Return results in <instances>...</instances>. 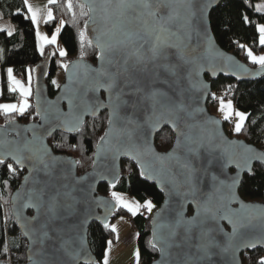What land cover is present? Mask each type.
Segmentation results:
<instances>
[{
    "label": "snow or ice",
    "instance_id": "snow-or-ice-1",
    "mask_svg": "<svg viewBox=\"0 0 264 264\" xmlns=\"http://www.w3.org/2000/svg\"><path fill=\"white\" fill-rule=\"evenodd\" d=\"M56 2L49 0L50 4ZM24 5L28 13L25 18L38 25L37 10L29 0H24ZM79 7L85 18L83 30L76 36L81 60L61 62L68 70L67 83L61 86L57 80L52 81L61 94L55 100H44L37 89L36 106L29 115L31 123L21 126L13 120L0 131V167L6 168L10 176L28 170L22 191L13 197L11 215L13 224L28 239L30 264H96L80 229L90 218L99 219L95 207L101 201L93 185L109 179L105 169L113 181L119 179L114 168L119 155L134 160L141 176L158 180L166 196L153 219L149 249L158 252L159 259L151 264H240L239 251L264 247V211L256 213V206L241 198L247 180L255 177L257 168L264 170V151L229 139L215 127L221 122L210 124L200 106L210 94L213 100H219L224 121L237 118L232 131H246L249 114L237 110L233 100L225 102L223 97L209 93L210 85L201 78L210 70L206 66L214 67L218 59L224 58L209 33L208 12L213 0H83ZM67 8L72 10L76 23L73 0H67ZM255 11L264 13V4L256 5ZM98 12L103 13V28L95 26ZM53 19L49 9L46 23ZM241 21L253 23L244 13ZM65 23L59 21L50 36L37 32L41 54L45 45H53L58 51L51 52V56H67V49L59 45ZM254 27L259 44L264 45V23ZM86 48L95 51V66L82 62ZM247 56L264 72V55H254L249 48ZM239 67L249 71L243 65ZM38 70L39 66L26 69L25 85L13 75L11 67L7 69L8 90H19L23 101L0 104V110L21 116L27 113L32 107L28 100L33 94L32 72ZM211 75L217 73L212 71ZM65 104L66 110L62 107ZM102 111H106L107 130L96 144L92 171L78 174L76 166L81 161L65 160L54 149L82 150L85 117H93L95 127ZM162 124H168L176 133L171 149L163 153L152 144V136ZM66 133L81 134V144H69ZM3 183L8 185L9 181ZM110 187L114 188L115 183L110 182ZM111 197L115 207H123L133 215L142 207L149 214L156 208L151 199L141 204L126 200L116 191ZM188 205L193 206L191 215ZM26 209L34 214L25 215ZM9 218L5 213V232ZM102 228L116 231L106 218ZM107 245L103 264H109L107 252L112 241ZM8 253L5 244L2 254ZM135 257L140 264L139 249ZM255 264H264V255Z\"/></svg>",
    "mask_w": 264,
    "mask_h": 264
},
{
    "label": "trees",
    "instance_id": "trees-1",
    "mask_svg": "<svg viewBox=\"0 0 264 264\" xmlns=\"http://www.w3.org/2000/svg\"><path fill=\"white\" fill-rule=\"evenodd\" d=\"M80 0H73V10L75 12L76 23L73 22L72 10L67 8V0H57L56 3L50 4L52 8L54 19L48 21L46 26L52 33L57 26L59 20L66 23L62 26L60 34V41L67 49V56L60 57L58 54L47 61L45 56L50 52L57 51L53 45H46L43 54L38 49L37 34L35 24L26 19L28 15L27 9L24 5V0H0V22L10 21L13 26L12 35L8 36L10 31L6 28L0 30V67L2 70L1 78V100H15L18 98L17 92H10L8 90V77L6 70L11 67L16 76L26 78V69L31 67L35 69L42 62L47 61L45 81L49 95L52 97L57 90L52 85V81L56 73L61 69L62 63H70L73 60L80 58L76 36L79 31L83 30V19L81 17ZM264 4V0H223V2L214 8L210 14V21L214 35L218 43L227 51L236 54L249 65L256 67L258 64H253L248 56L247 49L254 52H263L264 45L259 44V33L254 27L258 23H264V13L255 11V6ZM19 10V13H18ZM247 14L252 20V25H246L241 21V14ZM240 45H244L241 48ZM87 60L96 62L95 51L86 48ZM35 73V72H34ZM210 79V77H207ZM35 83V78L34 82ZM231 86V90H229ZM213 92L217 97L224 99L232 98L235 107L238 110L248 113V118L245 121L246 131L236 134L232 131L234 124L231 121H224V126L227 133L231 136L243 138L262 149H264V73L256 81H242L238 82L232 78L220 76L218 79L212 81ZM218 100H213L210 96L207 102L210 112L215 113L217 110ZM31 108L28 109L24 116L14 112L5 114L0 112V124H6L11 120H18L19 122H30L29 115L34 111V91L31 96ZM106 111L100 113L95 120V127H93V117L86 119V127L82 134V150L71 149L65 147L64 149H54L56 153L73 155L81 164L78 165V172L84 173L92 166L93 153L95 152L96 144L99 142V137L104 134L106 129ZM256 121L252 124V121ZM69 144H81V134L66 133ZM59 136H57V139ZM175 139L172 130L165 126L157 135L155 139L156 146L159 150H168ZM52 143V140H49ZM11 163V161H7ZM19 171V170H18ZM25 170L19 171V176H10L6 168L0 167V262L3 264H26L27 263V248L28 243L23 236L18 225L13 224L14 217L11 215L10 199L14 190L19 186ZM8 180V185L3 183ZM130 194L136 197L141 203L145 200L151 199L158 208L163 200V193L160 192L156 185L150 183L140 175L137 165L128 160H122V174L120 179L115 183V187H110L109 184L103 183L98 187V193L111 197V191ZM241 196L249 201L264 200V170L257 168L254 178L248 179L245 187L241 190ZM143 212L142 210L136 215L123 207H117L111 215L109 225L120 216L134 217V221L138 227V246L141 253L140 264H150L158 255V252H152L149 249V241L151 240V225L150 220L152 214ZM192 212V208H190ZM5 213L9 214V227L5 232L3 227V217ZM30 213H32L30 211ZM102 224L93 221L89 226V243L93 254L96 256V264H103V257L108 247L107 241L115 239V231L110 228H102ZM7 244L9 253L7 256L2 254L3 246ZM264 255L261 249L254 250L242 255L243 264H255L259 256Z\"/></svg>",
    "mask_w": 264,
    "mask_h": 264
},
{
    "label": "water",
    "instance_id": "water-1",
    "mask_svg": "<svg viewBox=\"0 0 264 264\" xmlns=\"http://www.w3.org/2000/svg\"><path fill=\"white\" fill-rule=\"evenodd\" d=\"M81 2H83V0H80ZM223 2V0H219V3L217 4L216 3V0H213V7H211L209 9V12H208V20H209V23H210V27H209V33L210 35H212L214 37L213 39V45L215 46V48L219 51V52H222L224 54V58H220L216 61V64L215 66L213 67L212 65H208L206 66L208 69L210 70H206L201 78L207 82L209 85H210V88L208 90L209 93H212L213 92V88H212V81L213 80H216L218 79L220 76H225V77H229V78H232L238 82H242V81H256L257 79H259L261 77V75H263L264 72H261L260 71V66H256V67H253L251 65H249L246 61L242 60L240 57H238L236 54L232 53V52H229L227 51L226 49H224L217 41L215 35H214V32L212 30V26H211V21H210V14L212 12V10L214 8H216L218 5H220L221 3ZM96 27H99V28H103L105 27V22H104V19H103V13L102 12H98L97 13V24L95 25ZM110 26V25H109ZM92 26L90 25V28ZM226 57H231V61H228L226 59ZM81 58H77L75 60H73L72 62H70V64H73V63H76L78 61H80ZM82 62H85V63H91L93 66H95L97 64V61L96 62H92L90 60H87L85 58H83V61ZM47 61H44L42 62L39 66V70L36 71L35 73V76H36V79H35V83H34V106H36V92H37V89H39V92H40V95L41 97L44 99V100H55L57 96H59L61 94V91L58 89L56 94L54 96H50L49 93H48V89H47V84H46V81H45V74H42V73H45L46 72V67H47ZM240 65H243L244 68H247L249 69L248 72H245L243 71V68H240L239 66ZM37 69V67L35 68ZM221 69H223V71H221ZM212 71H215L217 73V75L215 77H213L211 75V72ZM64 74H65V79H64V82L61 84V86H63L65 83H67V74H68V70H64ZM207 77H210V79H208ZM103 95V93H102ZM211 95L209 94L207 96V98L201 103V107L204 109V114L209 118V123L211 124L212 121L214 120H219L221 123L219 125H215V127H217L225 136H227L229 139H235V140H239V142L242 144V145H250L254 148H256L258 151H264V149H262L261 147L251 143V142H248L247 140L243 139V138H239L237 136H231L227 133L226 129H225V126H224V122L223 120L218 117L217 115H215L214 113L210 112V110L208 109V106H207V102H208V99ZM62 107L65 108L66 110V104L65 105H62ZM103 112V111H102ZM88 117H91V116H86L85 117V120L88 118ZM39 118H37L38 120ZM13 121V120H11ZM17 124L23 126V125H27L30 122H27V123H23V122H19L18 120H14ZM10 122V121H9ZM7 122L6 124H0V131H2L3 127L8 125ZM169 127L172 132L174 133L175 137H176V133L175 131L168 125V124H162L158 130L153 134L152 136V144H153V147L155 148V150L157 152H166V151H169L171 149V147L168 149V150H159L156 146V143H155V139H156V135L165 127ZM107 130V126H106V129L105 131ZM104 131V132H105ZM175 140V139H174ZM174 143V142H173ZM173 145V144H172ZM96 148H95V152H96ZM55 152V151H54ZM56 153V152H55ZM58 155H61L63 159L65 160H68V159H77L75 156L73 155H66V154H59V153H56ZM123 159H128L132 162H134L139 171H140V168H139V165L134 161L132 160L130 157L126 156V155H119L115 158V161H114V168H115V171L119 172V179L121 177V174H122V160ZM9 161H11L9 159ZM12 162V161H11ZM25 170V173L22 177V180L19 184V186L14 190V192L12 193L11 195V199H10V207H11V212H12V208H13V197L15 196V194L17 193V191H22V188H21V185L23 184V179H24V176L27 175V168L24 169ZM76 170H77V173L78 174H84V173H91L92 171V166L90 169H88L87 171H85L84 173H79L78 172V166H76ZM104 175L108 176L109 179L108 180H98L94 185V194L97 198L100 199V204L98 207H95V215L99 217V219H95V218H90L86 223L83 224L82 228L80 229V231L82 232L83 236L85 237L86 241H87V245L90 249V255L92 257V259L96 262V256L93 254L92 250H91V247H90V243H89V226L90 224L93 222V221H97V222H100V223H104L105 222V218H106V222L108 223L110 221V218H111V215L113 214V212L116 210L117 207H115V201L112 199V197L110 196H107V195H102V194H99L98 193V187L103 184V183H107L110 185V182L111 183H116L118 180H115L113 181L112 178H111V175L109 173V171L107 169L104 170ZM143 178H145L147 181H149L150 183H153L156 185L157 189L163 193V200L161 202V204L158 206V208L153 212L152 214V217H151V220H150V225H151V240L153 239V228H154V225H153V219L155 218V215H156V212L164 205V201L166 199V196H165V193L161 190L160 188V184H159V181L158 180H149L147 179L145 176H142ZM241 198L244 200L245 203H249V204H252V205H255V209L254 211L256 213H260L262 211H264V200L262 201H249V200H246L244 199L242 196ZM235 207H238L239 205H234ZM190 208H193L192 205H188V215H191L192 212H190ZM30 211L32 213H30ZM34 214V211L32 209H26L25 210V215L27 216H31ZM14 217V216H13ZM225 224V227L230 231V226L227 225V222L225 221L224 222ZM20 231L22 232V230L20 229ZM23 234V233H22ZM26 238V237H25ZM27 240V243H28V239L26 238ZM150 240V241H151ZM257 249H261L264 251V247H258ZM255 249V250H257ZM254 250L252 249H244V250H241L237 253V258L238 260L240 261V264H243V261H242V255L244 253H249V252H252ZM27 263L26 264H30L29 262V259H28V255H29V249L27 248ZM39 259V257H37ZM159 259V253L157 255V257L154 259V260H158ZM153 260V261H154ZM82 264V262H81ZM151 264V263H150Z\"/></svg>",
    "mask_w": 264,
    "mask_h": 264
},
{
    "label": "rangeland",
    "instance_id": "rangeland-1",
    "mask_svg": "<svg viewBox=\"0 0 264 264\" xmlns=\"http://www.w3.org/2000/svg\"><path fill=\"white\" fill-rule=\"evenodd\" d=\"M29 3L33 6V8L35 10H37V13H38V25L35 24L36 34H37V32H39L40 35H49L50 36L52 33L49 31V29L46 26V24H47L46 23L47 13H45V11L40 10V7H39L40 0L39 1L38 0H29ZM49 9H51V8H47V10H49ZM59 21H61V20H59ZM59 21H58V23H59ZM7 22H8V20H7ZM9 23H10V21H9ZM0 28H3V26H0ZM59 40H60V38H59ZM37 43H38V49L40 50V39H39L38 36H37ZM59 45H60V47H63V45H62V43H60V41H59ZM45 46H44V48H45ZM55 49H56V47H55ZM252 52H253L254 55H264L263 52H254V51H252ZM50 53L45 56V59H47V61L51 57ZM33 72L36 73V71H33ZM35 73H34V78L36 79ZM54 79L57 80L60 83V85H61L64 82V79H65L64 70L60 69L56 73ZM224 100L226 102L227 100H233V99L232 98H227V99H224ZM234 106H235V104H234ZM214 114L217 115L218 117H220L223 120V113H221L219 111V100H218L217 110H216V112ZM234 119H236L235 116L232 117V120H234ZM113 191H116V190L113 189L111 192H113ZM116 192H119V191H116ZM120 193L128 201H135V202L141 203L136 197H134V196H132L130 194L123 193V192H120ZM141 204H143V203H141ZM142 208L138 212H140L142 210ZM127 217L120 216V217L116 218L111 223V225H114L115 221L123 222V228L128 229L129 232L135 233L137 235V237H138V230L132 229L130 222L127 220ZM117 235H116V237H117ZM116 237H115V239L111 240L112 241L111 250L109 252H107L109 264H137L136 257H135V252H136L137 249H139L137 241H135V242L127 241V242H125L124 240H122L120 238L119 235L117 237L118 239Z\"/></svg>",
    "mask_w": 264,
    "mask_h": 264
},
{
    "label": "crops",
    "instance_id": "crops-1",
    "mask_svg": "<svg viewBox=\"0 0 264 264\" xmlns=\"http://www.w3.org/2000/svg\"><path fill=\"white\" fill-rule=\"evenodd\" d=\"M39 7H40V10L45 11V13H47V11H48L47 8H51L49 0H40ZM0 23H1L0 26H3V28H6V29H8L10 31L13 30V26H12L11 23H9V21L8 22L7 21H1ZM3 28H0V29H3ZM60 43H61V41H60ZM6 72H7V70H6ZM13 75L17 79L23 81L25 83V85L27 84V77L24 78V79L20 78V77L16 76L14 72H13ZM7 77H8V74H7ZM32 77H33V82H34V72H32ZM1 78H2V70H1V67H0V90H1ZM33 87H34V83H32V93H33V90H34ZM16 92L18 94V98H16L15 100L3 101V100H1V95H0V104H3V103H17V104H20V103H22V101H23L22 94L19 92V90H17ZM31 96L28 97L30 105H31ZM0 112H3V111L0 110ZM16 113H18V112H16ZM114 225L116 226L115 234L116 235L118 234L122 240H124L125 242H127V241H129V242L137 241V243H138L137 235L135 233H133V232H129L128 229L123 228V222L115 221ZM118 235H117V237H118Z\"/></svg>",
    "mask_w": 264,
    "mask_h": 264
},
{
    "label": "built area",
    "instance_id": "built-area-1",
    "mask_svg": "<svg viewBox=\"0 0 264 264\" xmlns=\"http://www.w3.org/2000/svg\"><path fill=\"white\" fill-rule=\"evenodd\" d=\"M236 120H237V118L234 119V120L231 122V124H232V125L235 124ZM142 211H143V212H147L145 208H142ZM127 220L130 222L132 229H134V230H138V227H137V225H136V223H135V221H134V217H133L132 215H129V216L127 217Z\"/></svg>",
    "mask_w": 264,
    "mask_h": 264
}]
</instances>
